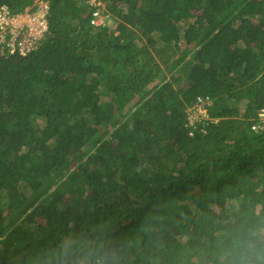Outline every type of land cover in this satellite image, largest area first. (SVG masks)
<instances>
[{"label": "trees", "instance_id": "1", "mask_svg": "<svg viewBox=\"0 0 264 264\" xmlns=\"http://www.w3.org/2000/svg\"><path fill=\"white\" fill-rule=\"evenodd\" d=\"M48 1L35 51L0 45V264H215L264 224V0Z\"/></svg>", "mask_w": 264, "mask_h": 264}, {"label": "built area", "instance_id": "2", "mask_svg": "<svg viewBox=\"0 0 264 264\" xmlns=\"http://www.w3.org/2000/svg\"><path fill=\"white\" fill-rule=\"evenodd\" d=\"M91 12V25L95 28H106L110 24V16L104 10L101 0H78ZM48 0H35L34 5L23 13L15 14L6 5L0 6V45L10 55L26 57L35 51L49 32ZM212 104L209 96H198L195 102L187 107L186 127L191 128L194 135L199 123L209 120L208 107ZM252 131L264 130V107L257 113Z\"/></svg>", "mask_w": 264, "mask_h": 264}, {"label": "clouds", "instance_id": "3", "mask_svg": "<svg viewBox=\"0 0 264 264\" xmlns=\"http://www.w3.org/2000/svg\"><path fill=\"white\" fill-rule=\"evenodd\" d=\"M215 264H264V224L230 230L218 244Z\"/></svg>", "mask_w": 264, "mask_h": 264}, {"label": "rangeland", "instance_id": "4", "mask_svg": "<svg viewBox=\"0 0 264 264\" xmlns=\"http://www.w3.org/2000/svg\"><path fill=\"white\" fill-rule=\"evenodd\" d=\"M104 9H105V8H104ZM114 24H115V21H114V19L112 18V20L110 21V24H109L110 26H109V27L112 28V27L114 26ZM186 110H187V109H186Z\"/></svg>", "mask_w": 264, "mask_h": 264}]
</instances>
